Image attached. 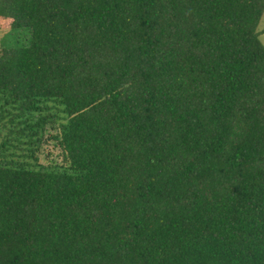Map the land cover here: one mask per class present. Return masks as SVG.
Segmentation results:
<instances>
[{
    "label": "trees",
    "instance_id": "trees-1",
    "mask_svg": "<svg viewBox=\"0 0 264 264\" xmlns=\"http://www.w3.org/2000/svg\"><path fill=\"white\" fill-rule=\"evenodd\" d=\"M263 18L0 0V264H264Z\"/></svg>",
    "mask_w": 264,
    "mask_h": 264
},
{
    "label": "rangeland",
    "instance_id": "rangeland-1",
    "mask_svg": "<svg viewBox=\"0 0 264 264\" xmlns=\"http://www.w3.org/2000/svg\"><path fill=\"white\" fill-rule=\"evenodd\" d=\"M6 26L0 29V50L3 47H11L15 44V39L10 31V20H7ZM264 28V18L260 24V29ZM261 40L264 43V32L261 34ZM41 160L44 163H49L53 161H61L63 158L62 152L58 146L55 145L54 142H49L46 144L44 149L41 152Z\"/></svg>",
    "mask_w": 264,
    "mask_h": 264
}]
</instances>
